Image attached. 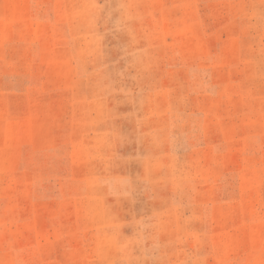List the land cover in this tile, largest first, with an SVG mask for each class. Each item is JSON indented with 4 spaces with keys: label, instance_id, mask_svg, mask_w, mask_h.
Listing matches in <instances>:
<instances>
[{
    "label": "rangeland",
    "instance_id": "rangeland-1",
    "mask_svg": "<svg viewBox=\"0 0 264 264\" xmlns=\"http://www.w3.org/2000/svg\"><path fill=\"white\" fill-rule=\"evenodd\" d=\"M0 264H264V0H0Z\"/></svg>",
    "mask_w": 264,
    "mask_h": 264
}]
</instances>
